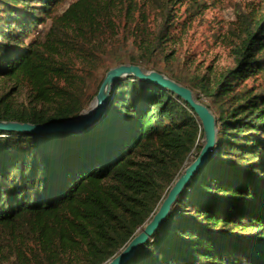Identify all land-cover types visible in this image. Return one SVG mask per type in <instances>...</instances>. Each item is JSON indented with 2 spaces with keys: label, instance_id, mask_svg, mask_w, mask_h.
I'll list each match as a JSON object with an SVG mask.
<instances>
[{
  "label": "trees",
  "instance_id": "trees-1",
  "mask_svg": "<svg viewBox=\"0 0 264 264\" xmlns=\"http://www.w3.org/2000/svg\"><path fill=\"white\" fill-rule=\"evenodd\" d=\"M63 1L0 0V83L11 85L0 91V120L62 121L117 63L171 64L173 9L202 8V0H71L59 11ZM260 2L220 38L231 67L162 68L208 100L217 149L126 264H264ZM201 137L186 102L132 78L116 82L82 131L0 132V264H103L154 212Z\"/></svg>",
  "mask_w": 264,
  "mask_h": 264
},
{
  "label": "water",
  "instance_id": "water-1",
  "mask_svg": "<svg viewBox=\"0 0 264 264\" xmlns=\"http://www.w3.org/2000/svg\"><path fill=\"white\" fill-rule=\"evenodd\" d=\"M132 78L149 85L158 86L170 91L176 97L186 102L193 110L202 131L200 149L196 156L184 163L160 203L150 217L136 230L135 234L116 253L103 264H126L134 257L139 248L144 245L163 224L176 204L194 174L198 172L210 157L216 152L218 126L213 110L197 99L194 91L169 75L147 69L140 64L120 63L110 67L104 74L96 94L77 115L62 121L46 123L20 122L15 120H0V132H15L23 134L50 135L57 133H76L93 124L101 117L108 106L110 95L118 80Z\"/></svg>",
  "mask_w": 264,
  "mask_h": 264
},
{
  "label": "rangeland",
  "instance_id": "rangeland-1",
  "mask_svg": "<svg viewBox=\"0 0 264 264\" xmlns=\"http://www.w3.org/2000/svg\"><path fill=\"white\" fill-rule=\"evenodd\" d=\"M70 1L64 0L59 11L63 10ZM200 5L202 8L197 12L186 9V4L175 6L173 9L175 21L170 32L175 36L176 43L167 49L173 48L177 59L171 64L162 63L159 67L153 68L154 70L166 74L162 68L175 67L183 70L184 73L192 74L195 69V73L213 75L233 65L230 49L220 38L227 32L230 24L235 22L238 15L251 16L253 11L259 9L260 0H202ZM140 65L147 68L143 64ZM10 88L11 85L0 83V91ZM201 100L208 102L204 96H201ZM195 154L190 155L187 161L192 160Z\"/></svg>",
  "mask_w": 264,
  "mask_h": 264
}]
</instances>
